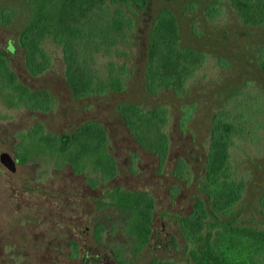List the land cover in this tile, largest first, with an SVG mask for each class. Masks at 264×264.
Here are the masks:
<instances>
[{
    "label": "rangeland",
    "instance_id": "374dc122",
    "mask_svg": "<svg viewBox=\"0 0 264 264\" xmlns=\"http://www.w3.org/2000/svg\"><path fill=\"white\" fill-rule=\"evenodd\" d=\"M212 2L148 0L147 8L140 14L136 42L130 49L129 66L133 72L126 91L77 99L66 83L61 53L52 42L47 43L53 55L52 67L37 77L29 74L18 37L29 20L30 10L22 0H0V11L5 7L16 10L9 26L0 24V50H9L10 65L22 82L32 88H49L57 101L49 113L8 108L0 102V155L7 151L18 160L20 135L37 122H42L46 131L59 134L72 133L83 123L98 120L108 133L111 152L118 164L115 179L93 183L86 174L76 173L55 156L18 160L16 172L9 171L0 161V264H87L86 253L106 264H122L114 247L123 249L126 264H148L153 258L192 264L184 251L178 220L191 210L194 185L178 181L173 173L177 161L186 159L197 179L204 173L212 116L226 108L234 109L249 97L260 99L264 106V69L259 65L264 26L245 25L228 0H220L216 6L218 15L210 17L208 9ZM192 3L193 7H189ZM164 7L178 16L182 45L192 46L206 56L204 66L188 82L183 96L170 91L152 95L145 87L150 25ZM105 61L108 58H100L99 66ZM125 99L149 107L163 104L170 110L167 131L171 153L161 174L157 171V158L135 141L117 112V104ZM193 105L192 117L182 127L181 117ZM262 118L261 128L260 125L256 128V121L252 123L249 119L250 133L236 137L230 150L234 173L246 182L244 198L237 210L243 213V219H253L260 226H264L258 202L264 193ZM114 186L149 191L156 200L153 238L142 252L134 251L133 238L125 230V218L112 207L100 208L104 193ZM176 186L179 191L174 194ZM99 224L105 227L102 243L95 236ZM73 241L79 244L76 258L72 256Z\"/></svg>",
    "mask_w": 264,
    "mask_h": 264
},
{
    "label": "trees",
    "instance_id": "16d2710c",
    "mask_svg": "<svg viewBox=\"0 0 264 264\" xmlns=\"http://www.w3.org/2000/svg\"><path fill=\"white\" fill-rule=\"evenodd\" d=\"M22 1L27 4L30 17L19 33L18 43L25 51L24 63L30 75L40 76L52 67L53 55L47 46L52 42L61 53L64 77L75 98L126 91L133 72L129 66L130 49L136 42L140 14L147 8L148 0ZM219 1L213 0L210 5V17L218 15ZM228 1L245 25L264 26V0ZM15 16L13 7L3 8L0 24L9 26ZM147 47L144 79L146 90L152 95L170 91L183 96L188 82L206 62L202 51L182 45L178 16L169 7L160 9L152 21ZM8 51L0 50V102L8 108L52 112L57 104L54 93L49 88H32L22 82L10 65ZM261 54L259 65L264 69V49ZM100 58H108L102 67ZM194 110L195 105L184 111L182 127ZM117 112L135 141L154 154L157 171L163 173L171 153L167 131L169 108L163 104L149 107L125 99L117 104ZM262 117L264 106L253 97L241 101L234 109L216 112L211 118L204 173L196 179L186 159L177 161L173 173L178 181L194 185L191 210L178 220L184 251L192 264H264V226L253 219H243V213L237 210L244 198L246 182L235 175L230 152L236 137L250 133L247 122L256 121L259 128ZM251 132L257 134L255 130ZM17 153V159L23 162L37 156H55L76 173L86 174L93 183L118 176L108 133L98 120L85 122L72 133L59 134L46 131L43 123L37 122L20 135ZM178 191L177 186L173 187L174 194ZM258 202L264 214V193ZM99 205L101 209L112 207L125 218V230L133 238L135 252L150 245L156 212L151 192L114 186L106 190ZM104 231L105 227L99 224L95 231L99 243L104 242ZM72 246V256L76 258L79 244L73 241ZM113 250L117 260L126 264L123 249ZM86 255L87 264H106L101 258ZM148 264L179 262L153 258Z\"/></svg>",
    "mask_w": 264,
    "mask_h": 264
},
{
    "label": "water",
    "instance_id": "95a60500",
    "mask_svg": "<svg viewBox=\"0 0 264 264\" xmlns=\"http://www.w3.org/2000/svg\"><path fill=\"white\" fill-rule=\"evenodd\" d=\"M0 161L9 171H17V161L9 152H2L0 155Z\"/></svg>",
    "mask_w": 264,
    "mask_h": 264
},
{
    "label": "flooded vegetation",
    "instance_id": "af4514ba",
    "mask_svg": "<svg viewBox=\"0 0 264 264\" xmlns=\"http://www.w3.org/2000/svg\"><path fill=\"white\" fill-rule=\"evenodd\" d=\"M16 161H18V160H16Z\"/></svg>",
    "mask_w": 264,
    "mask_h": 264
}]
</instances>
